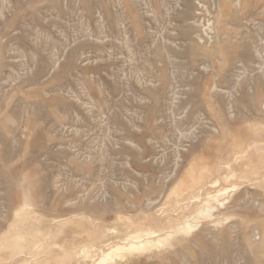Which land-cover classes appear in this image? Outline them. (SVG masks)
I'll return each mask as SVG.
<instances>
[{"label": "rangeland", "instance_id": "obj_1", "mask_svg": "<svg viewBox=\"0 0 264 264\" xmlns=\"http://www.w3.org/2000/svg\"><path fill=\"white\" fill-rule=\"evenodd\" d=\"M0 264H264V0H0Z\"/></svg>", "mask_w": 264, "mask_h": 264}, {"label": "bare ground", "instance_id": "obj_2", "mask_svg": "<svg viewBox=\"0 0 264 264\" xmlns=\"http://www.w3.org/2000/svg\"><path fill=\"white\" fill-rule=\"evenodd\" d=\"M139 247V246H138Z\"/></svg>", "mask_w": 264, "mask_h": 264}]
</instances>
